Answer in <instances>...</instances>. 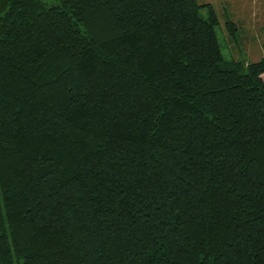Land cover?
Here are the masks:
<instances>
[{
    "label": "trees",
    "instance_id": "trees-1",
    "mask_svg": "<svg viewBox=\"0 0 264 264\" xmlns=\"http://www.w3.org/2000/svg\"><path fill=\"white\" fill-rule=\"evenodd\" d=\"M218 24L0 0V264H264V54Z\"/></svg>",
    "mask_w": 264,
    "mask_h": 264
},
{
    "label": "rangeland",
    "instance_id": "rangeland-1",
    "mask_svg": "<svg viewBox=\"0 0 264 264\" xmlns=\"http://www.w3.org/2000/svg\"><path fill=\"white\" fill-rule=\"evenodd\" d=\"M55 3L56 0H50ZM200 5L211 4L219 24L216 32L226 59H245L256 62L264 54V0H198ZM203 18L209 17V9H200ZM231 20L237 30L230 34L226 22Z\"/></svg>",
    "mask_w": 264,
    "mask_h": 264
}]
</instances>
